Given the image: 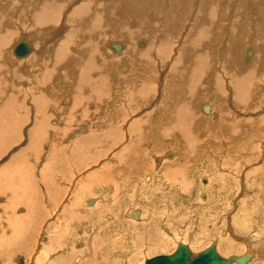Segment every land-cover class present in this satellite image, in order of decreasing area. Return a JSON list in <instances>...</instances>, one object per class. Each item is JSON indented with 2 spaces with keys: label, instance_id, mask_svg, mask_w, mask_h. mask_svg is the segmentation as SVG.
Instances as JSON below:
<instances>
[{
  "label": "bare ground",
  "instance_id": "1",
  "mask_svg": "<svg viewBox=\"0 0 264 264\" xmlns=\"http://www.w3.org/2000/svg\"><path fill=\"white\" fill-rule=\"evenodd\" d=\"M51 42L53 45L47 48ZM20 43L28 46V52L24 56L15 54ZM128 71L135 72L140 77L147 74L149 82L153 80L151 85L155 87V92L148 94L143 100L137 97L139 87L129 89L126 82L132 79L119 75ZM146 84L147 82L140 83L141 90ZM209 95L212 96V102L199 103L197 110L213 120H218L213 127L206 124L208 120L196 117L193 108L198 100ZM124 96L125 100L120 102ZM127 97L129 101L125 104ZM216 102L220 104L223 113L214 111ZM147 105L152 108L150 112L156 110L154 116L148 117H154L153 124L157 122L158 136L141 130L146 126L141 125L145 115L144 111H140L148 107ZM160 109L163 111L162 115L159 114ZM245 112H249L251 118L254 117L241 119V114ZM138 113V118L129 122V130H126L129 139L136 140L134 142L137 145L127 149L128 152L138 153L136 160L127 155L133 163L126 164L121 160L119 166L101 167V171L85 176L77 184L93 183L91 186L95 188L105 187L121 180V177L125 179L131 172L133 176L140 173V168H143L140 154L146 155L147 148H159L160 144L163 146L167 140L164 138L170 137L171 130L165 128L164 136H161V128L171 120L175 122L172 132L177 128V136L175 135L172 142L174 147L177 145L180 150L182 147L186 148V145L182 146L184 142L192 143L190 150L195 149L197 154L200 141L195 137L206 133L207 137H210L209 131L214 127L222 136L229 133L233 127L238 130L234 135L235 141L239 142L237 147L244 148V152L240 154L241 158L247 156L245 164L255 163L258 158L261 160L259 148H253V138H257L259 142L264 141V0H0L2 232L5 227H1V223L8 213L7 206L13 204L12 208L17 200H22L23 204H29L30 207L34 205L30 213L29 209L27 211L30 220L31 216L35 219L40 217L41 208L37 204H43L45 201L54 203L58 198L56 191L59 185L56 186L52 182L53 179L49 181L48 174L61 169L63 171L64 166L70 171L79 168L88 158L86 155L80 158L77 155L76 147H79V144L87 145L97 138H106L109 135L111 137L108 139L111 141L118 139V130H115V136H112L111 131L116 129L115 126L124 124L128 116L134 114L135 117ZM98 126L99 128H96ZM65 137L71 143L69 146L67 144L68 147L63 144ZM176 137L179 140H176ZM24 138H27L28 145L20 144L24 142ZM143 141L147 142L142 143ZM149 142H153V145ZM205 152L203 150V154ZM177 155L180 154L169 151L150 157L152 160L149 164L154 167L153 176L146 174L144 180L149 182L148 184H154L160 177L167 183L174 184L172 180L180 177L184 168L179 171L170 170V165H166ZM55 157L59 158L60 164L54 162ZM180 157L181 155L179 159ZM118 158L119 156L115 157V160ZM179 159L177 158L178 161ZM177 160L171 165H176ZM203 164L206 166L201 170L203 174L198 177V196L207 207L209 193L206 189L212 186L213 175H209V172H215V168L208 165L207 159ZM35 166L39 168V178L33 179L31 175L36 169ZM253 171V175L248 173L247 176L256 175L258 185L262 189L264 170L256 174L255 170ZM178 183L176 181V184ZM243 183L249 190L251 181ZM41 184L45 189L43 192ZM171 184L170 189H167V197H162V204L167 207L176 205ZM184 186L189 194L186 180ZM238 191L239 188L236 193ZM212 198L210 205L216 201L214 196ZM101 203L105 204L107 209H103V206L101 208ZM85 204L90 223L104 211L101 219L107 229L116 224L117 213H109L112 207L110 200L94 197L88 198ZM258 204L260 206L258 205L256 210L263 212L264 202L259 201ZM242 210L239 211V216L244 219ZM17 211L18 208H12L9 213L15 216ZM76 212L72 209L70 216L77 221L80 217H75ZM261 213L259 212V216ZM249 215L251 222H238L237 217L232 220V229H222L221 233H216L219 235L215 234L216 237L210 244L216 246L220 257L229 259L232 256L241 258L248 255L249 259L245 264H253L254 259L261 258L264 253V248L260 250L264 247V219L253 220V215ZM23 216L21 219H24ZM144 216L138 205L129 204L121 218L128 224L138 226L144 221ZM225 218L224 216L226 221ZM145 222L142 239L144 241L149 238L152 242V236L149 235L151 227L146 225L147 220ZM90 223L79 230L85 236L83 241H77L72 246L75 257L68 260L67 257L57 256L54 258L55 264H128V250L123 252L121 249L122 251L116 253L110 248L103 251L100 250L101 244L93 247L88 243L87 240L97 237L95 222ZM2 232L0 231V242L6 237ZM107 232L108 230L103 236L106 240ZM35 234H28V237L36 238ZM117 236L119 235H109L111 238ZM259 236L262 238L257 240ZM7 237L6 241L10 240V236L8 239ZM126 238L131 239L128 233ZM237 242L246 248L244 253L239 250ZM180 244L182 243H179L177 248ZM126 246L130 247L133 253L137 249L130 242H127ZM186 246L193 256L210 247L195 253ZM59 248L64 250L60 245ZM0 250L4 256L7 255V261L8 256L17 251L16 246L6 248L5 245L1 246V243ZM47 250V255H51L49 247ZM222 252L233 254L225 256ZM146 260H142V264H145ZM232 264L239 263L234 261Z\"/></svg>",
  "mask_w": 264,
  "mask_h": 264
},
{
  "label": "rangeland",
  "instance_id": "2",
  "mask_svg": "<svg viewBox=\"0 0 264 264\" xmlns=\"http://www.w3.org/2000/svg\"><path fill=\"white\" fill-rule=\"evenodd\" d=\"M52 43L53 42L49 43V46L47 48L53 45ZM119 75L125 78L130 77L132 79L126 82L127 87L129 89H131V87L133 89L134 87L135 88L139 87L137 92V97H139L142 100L148 94H152L155 92V87L151 85V83H153V80L149 82V77L147 76V74L143 75V77H140L135 72L131 73V71L130 72L128 71L127 73H123V74L119 73ZM142 82H147V84L144 85L145 88L143 87V89L141 90L140 83ZM133 97H135V95H133ZM125 98H126L125 96L122 97L120 102L125 100ZM210 99H212V96L209 95L201 100H198L196 104L193 106V108L197 114L196 117L201 118L202 120H208L206 124H210V126L213 127L215 126L214 125L215 122H217L218 120H213L210 116L207 117L204 114H202L200 110L199 111L197 110L199 103L201 104L204 102L207 103L212 102V100ZM128 101H129V97H127L125 104H127ZM163 104L165 106L167 105V103H163ZM149 107L150 106L144 107V109L140 111V112L144 111L143 114L145 115V120L143 121V123H141V125L146 126L145 128H141V130L145 133L154 134L155 136L156 135L158 136L159 126L157 125V122L153 124L154 122L153 120H155L154 117H151V119L150 117H148L149 115L154 116L156 110L153 109L150 112L152 108ZM260 110H262V108ZM214 111L217 113H221V112L223 113L220 104H218L217 102H216V106L214 107ZM162 112H163L162 109H160L159 114L162 115ZM139 114L140 113L135 114V117H133L134 114L128 116L124 124L122 125L120 124L119 127L115 126L116 129L112 128L114 129L113 131H111V133H113L112 136H115L114 135L116 132L115 130H118V133L120 134L118 135V139L114 138V140L111 141L108 139V137H111V135H109L106 138L104 137L97 138L95 141H92L94 143L90 142L89 144L83 146H80L81 144H79V147H76V150L78 149L77 155L79 156V158L82 155H86V157H88L87 162H85L84 164H82L81 162H80L81 164L79 163L80 164L79 168H74L73 171H70L69 168H66L64 166L63 171L61 169L60 171L58 170L48 174L49 181L53 179L52 182L56 186L59 185V189L57 190L58 192L56 191V193H58L57 194L58 198L57 201L54 203L45 201L43 202V204L42 203L37 204V206L41 208L40 217L35 219L31 216V220L29 218L30 209L32 210L34 208L33 205L34 203L33 204L30 203L33 205V207H30L29 204H23L22 200L16 199L17 201L15 200L16 202L14 204V207H12L15 209L18 208V211L15 214V216L14 215L12 216L10 214L11 213L10 211H12L11 206H13V204L12 205L7 204L9 205L7 206V210H6V212H8L6 214L7 219L5 217V220L1 223V227H5V228H3V232L2 229H0V231L4 233L6 237L10 236V240H8L10 243L6 241L5 239L6 237H4V240H1L0 243L1 246L5 245L6 248L8 246H16L17 251L16 253L12 254V256L11 255L10 257L8 256V261H7L6 260L7 255L5 254L4 256V253H2V250H0V252L2 253V254L0 253V255L2 256V257L0 256V264H55L56 261L54 258L57 256L67 257L68 260L69 258L73 259L75 255L73 254L72 246L77 241H83L85 236L81 232H79V230L82 229L83 227L88 226V224L90 223V221H88L89 213L87 212V209L85 207L86 206L85 203L87 202L88 198L92 199L94 197H103L105 200H110L112 203V207L110 208L109 213H114V214L117 213L116 214L117 221H115L116 224H114V226H109L108 229L101 219L102 216L105 214L104 211L95 217L96 220L94 219L93 221L91 220V223L95 222L94 223L95 235H97V237L95 238L93 237L92 239L87 240L88 243L93 247L95 245L99 246V244H101L100 250L103 251L105 249H110V248L112 249V251H115L116 253L117 252L119 253L122 250L123 252H126L128 250L126 252V254H128L129 256L128 264H142V262L146 259H152L154 257L161 255H169L170 253H173L177 249V245L179 243L188 245L193 252L199 253L211 245L210 242L216 237V235H219L216 233L218 232L221 233L222 229L223 230L225 229L229 230L230 228L232 229V225L234 226V221L232 222L233 219H237L238 217L240 219V220L238 219V222L240 221L241 223H244L249 220V216H250L249 214L253 215L254 217L252 218L253 220L254 219L256 220L257 218L264 219V209L263 212L256 210L258 205L260 206L258 202L259 201L264 202V188H263L264 186H262L263 189L262 192L261 187L258 185V179L255 177L256 175L251 177L247 176L248 173H251L253 175L254 174L253 170H255V174L256 172L264 170V163H263L264 150L262 151V148L264 146L263 145L264 141L259 142L257 138H253V144H254L253 148L255 149L259 148V153L262 158L261 160L258 158L257 162L254 161L255 163H250L246 165L245 163H247V156H245L244 159L241 158L240 154L244 152V148L237 147V144L239 142L235 141L234 135L235 133L238 132V130H234L233 127L230 128V132H229L230 134L226 133V134H222L221 136L217 131H215V127H214L213 130L209 131L210 137H207V133L195 137L196 140L200 141L198 143L199 148L197 149L198 151L196 154V152H194L195 149L192 151L190 150V145L192 146V143L184 142L182 146L186 145V148L184 149L182 147L181 150L177 145H175L174 147L172 140L176 135L177 128H175V131L173 133L172 132L173 124L175 122L171 120L169 123H165L161 128V132H160L161 136H164L163 131L165 130V128L171 130L170 137L164 138L167 140H165L163 146L160 144L159 148L156 147H153L152 149L147 148L146 155L140 154V158H141L140 160L141 163L143 164V168H140L141 169L140 173L133 176V172H131L128 175V177L126 178L124 177L125 179H122L123 177H121V180L110 183L105 187L95 188L91 186L93 183L92 184L88 183L83 185H81L80 183L77 184V182H79V180L80 181L83 180L85 176L93 175L101 171V167H108L115 165L119 166L121 160L126 164H128V162L133 163L136 160L138 153L128 152L129 150H127L128 148L130 147L132 148L135 145H137L134 142L136 140L133 139L130 140L128 131L126 130H129L128 127L129 122H131L136 117L138 118ZM248 114L249 112L242 113L241 119L243 117H247L249 119H252L254 117L252 116L251 118ZM96 128H99V126ZM106 131L107 129L105 130V132ZM211 132H213L214 134H211ZM66 138L67 137H65L64 139L65 141L63 142V144H65V146H67L68 144L69 146L71 143L69 139ZM161 140L164 141L163 139ZM176 140H179V138H177ZM23 141L24 142H21L20 144L28 145L27 138H24ZM145 142L147 141H143L142 143ZM166 142L167 143L169 142V144H166ZM149 143L152 144L153 142H149ZM261 144L263 146H261ZM45 147L46 146L44 145L43 148ZM207 147L208 149L209 148L210 149L208 150ZM13 148L14 146L10 150H12ZM123 149L126 150L127 152L123 151ZM203 150L204 152L206 151L204 154H203ZM169 151H175L176 154H180L181 157L180 159H179L180 155H177L175 157L176 160L177 158L179 159V161L177 160L176 165L173 166L171 165L173 162H175L174 159L173 161H169L170 163L167 162L166 166L170 165L168 167V168L171 167L170 170L177 169L178 171L182 170L181 168H184L183 169L184 171H181L182 175H180V177L176 178L175 180H172V183L174 184L167 183V181L161 179L160 177L158 178L156 183L148 184L149 182L144 180V178L146 177L145 175L148 174L153 176L152 170L154 168L149 164L152 160L150 157H152L154 154L164 153ZM127 155L132 157L134 161L132 159L127 158ZM198 155L200 156L202 155V156L199 157ZM118 156L119 158L115 160V157L117 158ZM239 157L241 158V160ZM204 158L207 159L208 165H211L213 168H215L214 170L215 172H211V171L209 172V175L212 174L213 175L211 176L212 186L206 189V191L209 193V201L206 202V204H208L207 207L205 205V202H202L198 196L199 194L198 188L200 186L198 177L200 174H203L201 170L202 168H205L204 166H206V164H203L205 163ZM58 159H59L58 157H55L53 160L55 163L56 162L58 163L59 162ZM236 160H238V162ZM240 161L243 162L240 163ZM0 163L2 164V161ZM35 168L36 169H34V172L32 171V175H31L33 179L39 178L38 177L39 174L37 173L39 168H37L36 166ZM257 168L258 169L260 168L259 171ZM28 177H30V174L28 175ZM185 180L189 188V194L184 189ZM248 180L251 181L252 183V185L250 186L251 189L249 188V190L248 187L243 183ZM176 181L177 183L178 182L179 183L176 184ZM170 184L173 185L172 187L174 194L173 200L175 201L176 205L173 206L169 205L167 207V205L162 204L163 203L162 197L164 198L167 197L168 194L167 189H170ZM88 185H90L91 188ZM40 186H41L40 187L41 190L43 189L42 190L43 192L45 189L42 184ZM28 187L30 186L28 185ZM237 188H239V191L237 192L238 194L236 193ZM30 189L31 188H29V190ZM46 195L48 194L46 193ZM212 196H214L216 201L213 205H210L211 199H213ZM129 204L131 206L138 205V207L143 211V216L145 215L142 219L144 220L142 222L143 225L142 223H139L138 226L131 225L126 223L125 222L126 220L124 218L123 219L121 218L123 212H125L129 208ZM75 205L78 206V210H77V206ZM102 206L103 209L104 208L107 209V206L105 204L101 203L100 207L102 208ZM214 206L215 209H217L216 211L214 210ZM28 209H29V213L27 212ZM72 209L74 211H77L75 217L77 218L80 217V220L77 219L76 221L74 217L71 218L72 215L70 216V214ZM244 209L246 211H244ZM249 209H253V211ZM241 210L244 213L245 216V218L243 217L244 219L240 218L239 216V211ZM259 212L260 213L262 212L260 214L261 216H259ZM24 213L26 214L25 216L22 215ZM22 216L24 219H21ZM224 216L226 217L225 218L226 221L224 220ZM97 220L99 222H97ZM145 220H147L146 225H149L151 227V230L149 231L150 233L149 235L152 236L151 239L152 242H150L149 238H146L144 241L142 239L143 230L145 228L144 225ZM28 222L31 225L28 224ZM249 222L251 221L249 220L247 223ZM28 225L30 228L28 227ZM105 230L106 231L108 230L106 235L108 236L107 237V240L109 239L108 241L103 237L104 234L106 233ZM32 233L33 234L36 233L35 234L36 238H34L33 236L28 237V234L32 235ZM127 233L130 235L131 239L126 238ZM113 234H118L119 236H117L116 238L109 237V235L111 236ZM245 235L246 237H248L247 234ZM25 237L28 239L26 240ZM259 237L257 238V240H260L262 238V236ZM103 239H105L106 241L103 242ZM127 242H130L132 246L137 248L136 250L132 249L134 250V253L135 251H137L135 254L133 253V251H131L130 247L126 246ZM236 244H239V250H243V253L246 251V248H243L244 247L243 245H240V243L238 242ZM59 245L62 246L64 250H61L59 248ZM48 247H49V251L52 253L51 255H47ZM263 248L264 247L262 246L260 250H262ZM222 254L225 256H231L233 253L224 254L222 252ZM252 262L253 264H264V253L261 256V258L254 259Z\"/></svg>",
  "mask_w": 264,
  "mask_h": 264
},
{
  "label": "water",
  "instance_id": "3",
  "mask_svg": "<svg viewBox=\"0 0 264 264\" xmlns=\"http://www.w3.org/2000/svg\"><path fill=\"white\" fill-rule=\"evenodd\" d=\"M27 52L28 46L24 43H20L15 50L17 56H24ZM248 259V255L241 258L232 256L229 259H224L217 253L215 245H211L205 251L193 256L186 245L180 244L172 255L147 259L145 264H232L234 261L245 264Z\"/></svg>",
  "mask_w": 264,
  "mask_h": 264
}]
</instances>
